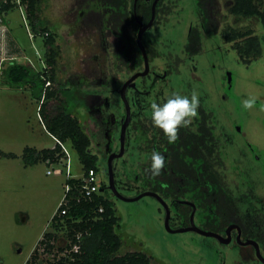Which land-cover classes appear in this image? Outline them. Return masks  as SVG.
I'll use <instances>...</instances> for the list:
<instances>
[{"label": "rangeland", "instance_id": "obj_1", "mask_svg": "<svg viewBox=\"0 0 264 264\" xmlns=\"http://www.w3.org/2000/svg\"><path fill=\"white\" fill-rule=\"evenodd\" d=\"M226 1L220 0L222 5ZM5 2L0 0V6ZM162 4L165 12L157 13L154 26L145 35L158 54L149 58L150 71L160 76L168 72L167 86L160 82L157 90L164 89L165 97L173 92L190 96L193 90L199 94V110L212 118L231 185L236 184L243 190L244 185L250 186L264 199L263 26L251 19L238 23L223 9L220 30L207 32L197 9L198 0H163ZM110 7L103 2L86 7L82 0H42L41 3L42 19L57 35L61 49L57 73L60 85L87 94H75L74 101L78 104L75 116L92 140V152L100 157L99 178L107 186L108 160L121 151V129L126 117L121 97L114 91L134 74L144 71L143 65L133 72L119 70L121 60L116 47L120 37L115 33L110 35L109 28H102L103 22L110 20L111 14L104 13ZM26 10L21 5L8 13L6 25L23 54L0 69V152L17 156L16 159L0 158V264H28L36 248L40 255L36 264H53L61 254L56 250L47 254L38 245L46 233L52 232V219L65 197L66 159L64 165L49 166L40 162L33 167L25 166L23 155L27 148L54 149L57 141L42 122L41 103L33 91L10 85L5 74L12 63L29 65L37 72L47 68L43 39L34 37ZM90 10H97L98 14L86 19ZM128 10H133L131 0H128ZM227 26L253 30L262 42L263 56L250 66L244 65L234 44H226L222 37ZM192 30H198L201 35L202 45L197 54L188 51ZM138 31H131L135 42ZM228 73L232 74L231 85ZM146 82L150 85L151 80ZM251 96L257 98L256 103L246 109L243 100ZM142 132L137 131L135 124L128 130L125 145L128 140L130 143L124 156L114 162L119 181L124 180V173L129 175L125 180L127 186L134 171L148 157L138 149L141 145L143 152H147L146 140L143 143L139 138ZM66 147L71 157L72 178H82L85 171L78 154L71 144ZM54 169H61L63 174H47ZM124 187L120 191L124 197H137L136 189ZM104 194L114 202L119 218L116 232L123 242L120 256L143 253L152 259V264H259L254 258L249 259V247L241 252L237 246L222 245L197 232L170 233L166 228V212L155 197L127 203L115 197L109 188ZM195 225L211 229H206L205 224L202 226L200 219H195Z\"/></svg>", "mask_w": 264, "mask_h": 264}, {"label": "trees", "instance_id": "obj_2", "mask_svg": "<svg viewBox=\"0 0 264 264\" xmlns=\"http://www.w3.org/2000/svg\"><path fill=\"white\" fill-rule=\"evenodd\" d=\"M100 2L111 6L110 9L104 11L108 16L111 15L110 20H107L106 23L103 22L102 28H109L110 35L115 33L120 37V43L116 47L117 55L120 56L121 60L118 66L119 70L133 72L142 65L144 66L145 59L138 46V39L135 42L131 36V31L140 30V24L134 10H128V0H82L86 7H90L91 3L100 4ZM41 3L42 0H6L0 6V17L18 6H25L27 8L26 18L30 23L34 37L42 38L46 49L45 62L47 68L45 71L37 72L29 65L12 63L5 71L7 81L14 87L31 89L33 95L41 103L39 113L47 132L64 145L71 144L73 150L78 154L85 175L90 170L99 173L100 157L92 152V140L85 131L82 122L75 116L78 104L75 103L74 96L87 94L83 92L79 94L80 91L76 92L60 85L57 73L61 49L57 44V35L50 30L47 22L42 19ZM140 3L137 15L139 20L147 25L152 17L151 6L145 1ZM263 7L264 0H227L224 5L221 4L220 0H198L197 9L204 29L211 32L220 30V21L224 18L223 9L235 17L238 23L241 20L251 19L258 21L264 28ZM162 12H165V8L161 5L157 13ZM94 13L96 15L98 11L90 10L86 19L94 16ZM145 35L143 45L147 49L149 58L158 56L149 42L146 41ZM222 37L226 44H234V50L237 52L240 61L246 66H250L263 56L262 42L253 30L243 31L240 28L227 26L222 31ZM200 38V32L192 30L188 45L190 54L200 52L202 45ZM147 79L151 80L150 85L146 82ZM115 81L118 82V76ZM167 81L168 77L161 79L149 73L148 76L140 77L136 81L134 92L128 96L133 116L132 121L135 122L139 133L142 132L141 129L143 130L141 135L138 133L139 138L141 137V142L144 143L143 140L147 142V152H143L141 145L138 149L148 157L146 156L145 163L140 164L137 172L134 171L129 185L131 188L127 186V181L125 182L129 175L124 173V180L119 181V176H116L115 171L118 191L120 192L126 186L124 187L125 190L136 189L137 197L145 192L161 195L162 184L166 182L169 186L168 198H172L174 201L179 199L180 195L182 196L181 191L186 185L195 186L198 195L203 197L201 208L204 210V214L209 212L208 209L211 206L215 209L219 207V203L217 201L212 202V198H210L213 191L216 194L219 191L225 192V201L230 207L236 206L233 191H229L228 186H226L227 191L221 190L227 183L221 157L222 145L218 136L215 135L212 118L207 112L199 110V115L192 125L181 129L178 139L171 144L163 132L152 125L150 119L152 100L162 102L167 98L164 89L157 90L156 86L160 82H164L167 86ZM48 84L50 85L47 86ZM67 94L71 96L68 97ZM116 124L111 130L112 135L116 129ZM129 143L128 140L127 146ZM154 149L159 150L165 156L166 166L171 165L169 168L173 169L166 176L162 171L160 176L153 178L151 173L146 171L150 168V155ZM62 157L61 147L57 144L54 149L27 148L24 151L23 160L26 167H33L40 162L46 163L48 160L58 164ZM0 158L16 159L17 156L0 152ZM132 181L134 186L131 185ZM66 184L73 188L67 196L69 199L68 206L59 208L58 213L52 219V232L46 233L38 245L45 248L44 252L47 254H52L55 250L61 254V257L53 264H152V259L143 253L119 255L123 245L121 237L116 232V228L119 226V218L114 202L104 194L108 190L107 184L102 185L104 192L96 194L91 200L80 196L81 180L70 179L67 180ZM179 189L180 192H178ZM215 198L218 199L219 197L215 196ZM232 207L231 210L238 217L234 216L239 218V214ZM101 209H103L102 213L100 212ZM62 211L67 212L65 215H61ZM220 211H222L221 204ZM239 222L246 225L242 219ZM188 225L189 221L186 220L182 227ZM75 247H78V251L75 250ZM39 256V250L36 248L28 264H36Z\"/></svg>", "mask_w": 264, "mask_h": 264}, {"label": "flooded vegetation", "instance_id": "obj_3", "mask_svg": "<svg viewBox=\"0 0 264 264\" xmlns=\"http://www.w3.org/2000/svg\"><path fill=\"white\" fill-rule=\"evenodd\" d=\"M131 1H132L134 13L136 15V18L139 21V24L142 23L144 26H146V25L139 20L138 15H137L138 6H139V4H141L140 2L145 1L148 3L149 6H151V13H152L151 16L152 17H153L154 4L157 3L156 16H157L158 8L161 5H163L162 4L163 0H131ZM152 17H151V19H152ZM150 21H149V23H150ZM141 53H142V51H141ZM147 54H148V52H147ZM144 71H145V64H144ZM144 71L141 70L138 73L134 74L133 76H135L137 74H141ZM150 73L152 74V76H155V77L157 76L161 79H164L168 76V72H166L164 76L158 75L156 71H154L153 73L152 72H150ZM128 81L124 82L123 85L121 86V88L119 87V85L116 87V90L114 92L117 94V96L121 97V91H122L124 85ZM135 84H136V82H135ZM133 89L134 88L129 87L126 95L129 96L131 92H134ZM127 101L130 104L128 97H127ZM121 102L124 104L122 97H121ZM124 106H125V104H124ZM130 107H131V105H130ZM125 109H126V107H125ZM131 112H132V110H131ZM126 115H127V111H126ZM125 119H126V117H125ZM132 119H133V116H132ZM132 119H131L130 125L127 129V132H128V130H131L132 126L135 123L132 121ZM121 132H122V129H121ZM126 147H127V145H125V149H126ZM120 148H121V137H120ZM223 163H224V161H223ZM169 166H171V165L166 166L165 169L163 170V174L165 176L169 171H171V170L173 171V169L169 168ZM225 170H227V169H226V166L224 163L223 171L225 172ZM225 175H226V173H225ZM226 178H227V183H226V185L223 186L224 188L221 190L227 191L226 186H228L229 191H231V192L233 191L232 194H233V197L235 198L234 203L236 204V206H234L235 208L232 206L231 207L234 209V211L237 214H239V218H237L238 215H236L233 212V210H231L230 205L225 201L226 200L225 192L221 193L219 191L217 194L215 191L211 192L210 198H212V202L217 201L219 203V207H218V209H215V207L211 206L208 209L209 212L204 214V210L201 208V205L203 203V197L198 195V190L195 186L191 187V186L186 185L183 188L184 192L179 189L178 192L181 191L182 196L180 195V198L176 199L174 201V199L168 198L169 197L168 196L169 186L166 184V182H164L162 184V193H161V195L159 194V197L161 198V201H159V202L163 205L162 207L166 212V218L165 219H167V215H168L167 207L171 213L170 225L174 230L181 229L182 225L186 222V220L189 221V225L186 227H183V228L191 227L192 220H194V223H195V219H200L202 226H204V224H205V226H204L205 228L209 227L211 229L205 230L203 228L201 229L197 226L196 227L203 230V231H207V232H211V233H215V234L219 235L222 239L213 238L218 243H220L222 245L237 246L240 249L239 251H241V252H243L241 249L249 247V251L251 252V254H250L251 258L249 257V259L252 261L254 258L256 261H258L259 264H264V262L262 261L264 259V199L261 198L262 196L254 188L244 185L243 186L244 190H243L241 187L235 186L236 184H234V186L231 185L233 183H231L229 181V177H227V175H226ZM182 185H183V183H182ZM244 192H245V194H244ZM215 196H218L219 198L216 199ZM220 204H221L222 211H220ZM234 215H236L237 217ZM237 219H239V220L242 219L243 221L246 222V225H242L240 223L241 221L239 222V220H237ZM172 223L174 224V226H172ZM177 226H178V228H177ZM231 227H235V228L232 229L230 232H228ZM250 242H253L254 244L245 245L246 243H250ZM258 253H260V255L262 256L263 259L257 257ZM244 256H247V255H244Z\"/></svg>", "mask_w": 264, "mask_h": 264}, {"label": "clouds", "instance_id": "obj_4", "mask_svg": "<svg viewBox=\"0 0 264 264\" xmlns=\"http://www.w3.org/2000/svg\"><path fill=\"white\" fill-rule=\"evenodd\" d=\"M257 98L251 96L243 100V106L251 109ZM201 100L199 94L193 90L191 95H184L173 92L165 100H154L150 104V119L155 128L160 129L168 142L175 143L179 131L188 128L199 115ZM166 167L165 156L159 150H153L150 155V168L146 171L151 173L153 178L162 174Z\"/></svg>", "mask_w": 264, "mask_h": 264}, {"label": "water", "instance_id": "obj_5", "mask_svg": "<svg viewBox=\"0 0 264 264\" xmlns=\"http://www.w3.org/2000/svg\"><path fill=\"white\" fill-rule=\"evenodd\" d=\"M156 7H157V3L154 4V7H153V17H152L150 23L148 25H146L145 27H144V25L142 23L140 24L141 29H140V32L138 34V46H139L140 50L142 51V53L144 55V59H145V71L143 73H141V74H137V75L133 76L124 85V87H123V89L121 91V97H122V100H123V102L125 104L126 111H127L126 119L124 121V124H123V127H122V132H121V151H120L119 154H113V155H111L109 157V160H108V174H109V186H108V188L113 193V195L115 197H117L118 199H120V200H122L124 202H127V203L138 202L141 199H143L144 197H148V196L155 197L159 201H161V198L159 197V195L156 194V193H153V192L143 193V194L139 195L136 198H127V197H124L118 191V189H117L116 180H115V171H114V162H115V160L122 158L124 156V154H125L126 134H127V129L129 127L130 122H131V119H132L131 107H130V104L127 101V97H126L127 90H128L129 87L136 88L135 82L140 77H146L150 73V61H149V57H148L147 51H146V49L144 48V45H143V38H144L145 33L147 31H149L154 26L155 19H156ZM227 77H228L229 84L231 85L232 84V74L228 73ZM102 192H104V191H102ZM167 211H168V215H167V219H166V228H167V230L170 233L177 234V233L197 232V233L201 234L204 237L222 239L219 235H217L215 233L203 231V230L197 228L196 225H195V223H194V220H192L191 227L181 228V229L174 230L173 228H171V225H170L171 213H170V210L168 209V207H167ZM234 228L235 227H231L228 232H230ZM252 244H254V243L253 242H250V243H246L245 245H252ZM258 255H259L260 258H262V256L260 255V253H258ZM262 261L264 262V259Z\"/></svg>", "mask_w": 264, "mask_h": 264}, {"label": "built area", "instance_id": "obj_6", "mask_svg": "<svg viewBox=\"0 0 264 264\" xmlns=\"http://www.w3.org/2000/svg\"><path fill=\"white\" fill-rule=\"evenodd\" d=\"M0 22L1 19H0ZM50 85V84H48ZM57 141V140H56ZM57 144L60 145L61 147V152L63 154V157L61 158L60 162L58 164H54L51 162V160L46 161V164L49 166L52 165H60L63 164L65 162L66 159V175H67V180L70 179H79L82 182V187L80 190V196L84 199H92L96 194H100L102 193V181L99 178V173H97L95 170H90L88 172L87 175H83L82 178H72V173H71V157H70V153L66 147V145H64L63 143L57 141ZM48 175H61L63 174V171L61 169H54L51 171L47 172ZM72 187L70 185H65V197L63 199V202L61 204V206L67 207L68 203H69V199H68V195L71 193L72 191ZM67 211H62L61 215H65ZM100 212H103V209L100 210ZM57 214V213H56ZM75 250L78 251V247H75Z\"/></svg>", "mask_w": 264, "mask_h": 264}, {"label": "crops", "instance_id": "obj_7", "mask_svg": "<svg viewBox=\"0 0 264 264\" xmlns=\"http://www.w3.org/2000/svg\"><path fill=\"white\" fill-rule=\"evenodd\" d=\"M7 16L8 13L4 14L3 17H0L2 21L0 22V69L2 70L7 62H13L17 57H20L23 54L19 49V46L14 42L11 31L6 25Z\"/></svg>", "mask_w": 264, "mask_h": 264}]
</instances>
